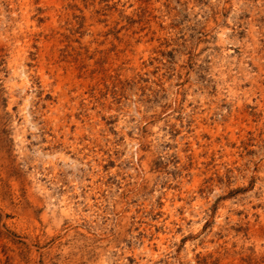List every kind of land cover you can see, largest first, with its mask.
<instances>
[{
    "label": "rangeland",
    "instance_id": "1",
    "mask_svg": "<svg viewBox=\"0 0 264 264\" xmlns=\"http://www.w3.org/2000/svg\"><path fill=\"white\" fill-rule=\"evenodd\" d=\"M0 264H264V0H0Z\"/></svg>",
    "mask_w": 264,
    "mask_h": 264
}]
</instances>
